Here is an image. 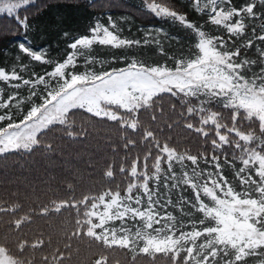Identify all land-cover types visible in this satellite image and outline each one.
Instances as JSON below:
<instances>
[{
	"label": "snow or ice",
	"instance_id": "6c2138e0",
	"mask_svg": "<svg viewBox=\"0 0 264 264\" xmlns=\"http://www.w3.org/2000/svg\"><path fill=\"white\" fill-rule=\"evenodd\" d=\"M34 4L0 0V18L14 21L16 35L23 37L13 42L19 54L11 69L0 67V82L14 90L5 98L0 87V129L38 138L46 130L49 108L58 115L68 104L86 111L108 105L104 118L118 122L125 152L136 150L132 167L121 169L129 178L128 202L147 221L169 264H249L250 257H264V0H190L188 6L206 17L204 25L214 26L209 30L171 4L144 0L143 9L156 18L190 30L195 42L187 54L165 51L157 39L163 29H155V35L146 30L143 41L121 38L109 15L107 26L94 17L91 35L73 38L72 51L62 61L34 50L27 39L32 27L27 8ZM94 44H155L174 67L133 58L125 67L104 70L107 61L87 55ZM81 56L84 71L77 72ZM32 61L51 70L32 71ZM97 64L99 71L90 67ZM25 87L27 95H21ZM165 93L176 99L179 111L176 104L166 108ZM165 121L168 129L183 122L199 138L190 137L197 150L172 146L171 137H163Z\"/></svg>",
	"mask_w": 264,
	"mask_h": 264
},
{
	"label": "trees",
	"instance_id": "16d2710c",
	"mask_svg": "<svg viewBox=\"0 0 264 264\" xmlns=\"http://www.w3.org/2000/svg\"><path fill=\"white\" fill-rule=\"evenodd\" d=\"M92 2L90 7L89 0H35L27 8L32 26L27 39L31 47L45 50L47 58L62 61L72 51L68 45L73 38L91 35L88 27L94 25V17L107 26L109 15L119 24V34L124 39L143 41L146 30L152 29L155 35V29H163L157 39L169 55L187 54L189 45H194L190 30L156 18L143 9L144 0ZM161 2L187 13L189 21L204 25L206 17L188 6L190 0ZM39 6L43 7L37 11ZM210 28L214 26L204 25V30ZM16 32L14 21L0 18V67L6 70L11 69L19 54L13 42L23 39ZM87 55L107 61L104 70L125 67L133 58L146 65L167 62L174 67L167 56L159 54L155 44L130 48L94 44ZM23 60L28 62L29 58L24 56ZM78 65L75 71H84L83 56ZM90 67L101 70L99 64ZM30 69L43 74L51 70V65L32 61ZM0 87L5 98L14 91L3 82ZM19 91L27 95L26 87ZM161 99L166 108L171 103L180 110L170 94H162ZM28 107L24 105L22 111ZM103 108L94 115L84 107H70L62 117L47 124L38 138L33 137L28 147L0 151V246L18 264H169L163 246L156 242L147 221L126 196L129 178L121 169L132 167L136 150L125 152L124 133L118 122L104 118L110 107ZM223 112L225 120H229L228 110ZM164 123L163 137L170 136L171 145L178 151L185 147L193 153L197 150L199 144L190 139L196 134L185 129L183 122L172 129ZM262 261V256L249 258V264Z\"/></svg>",
	"mask_w": 264,
	"mask_h": 264
},
{
	"label": "rangeland",
	"instance_id": "374dc122",
	"mask_svg": "<svg viewBox=\"0 0 264 264\" xmlns=\"http://www.w3.org/2000/svg\"><path fill=\"white\" fill-rule=\"evenodd\" d=\"M73 106L76 105L68 104L67 107L63 108V110L60 111L58 115L57 112L53 110V108H49L48 112L45 113L48 116L46 125L62 117L63 113L68 108ZM103 110L104 108L98 109L95 106H93L91 111L96 113H101L103 112ZM32 143H33V137L32 138L19 137L18 133L16 135H13L8 131V129H3L0 131V151L4 149L16 148V147L25 148L31 145ZM0 264H18V263L13 258H11L0 246Z\"/></svg>",
	"mask_w": 264,
	"mask_h": 264
}]
</instances>
